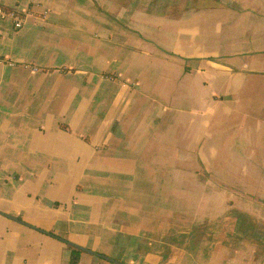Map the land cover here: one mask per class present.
<instances>
[{
	"label": "crops",
	"instance_id": "obj_1",
	"mask_svg": "<svg viewBox=\"0 0 264 264\" xmlns=\"http://www.w3.org/2000/svg\"><path fill=\"white\" fill-rule=\"evenodd\" d=\"M0 7V264H264V0Z\"/></svg>",
	"mask_w": 264,
	"mask_h": 264
},
{
	"label": "built area",
	"instance_id": "obj_2",
	"mask_svg": "<svg viewBox=\"0 0 264 264\" xmlns=\"http://www.w3.org/2000/svg\"><path fill=\"white\" fill-rule=\"evenodd\" d=\"M0 18H8L12 20L14 29H19L22 26V18L15 12L10 10H5L0 7ZM125 85V83L123 84Z\"/></svg>",
	"mask_w": 264,
	"mask_h": 264
},
{
	"label": "trees",
	"instance_id": "obj_3",
	"mask_svg": "<svg viewBox=\"0 0 264 264\" xmlns=\"http://www.w3.org/2000/svg\"><path fill=\"white\" fill-rule=\"evenodd\" d=\"M78 256L76 251H72L70 264H77Z\"/></svg>",
	"mask_w": 264,
	"mask_h": 264
},
{
	"label": "water",
	"instance_id": "obj_4",
	"mask_svg": "<svg viewBox=\"0 0 264 264\" xmlns=\"http://www.w3.org/2000/svg\"><path fill=\"white\" fill-rule=\"evenodd\" d=\"M83 250H84V249H83ZM84 251H86V250H84ZM99 257H101V258H103V259H105V260H107V261H109V262H111V263H114V264H122V263H120V262H118V261H115V260H112V259L106 258V257H104V256H100V255H99Z\"/></svg>",
	"mask_w": 264,
	"mask_h": 264
},
{
	"label": "rangeland",
	"instance_id": "obj_5",
	"mask_svg": "<svg viewBox=\"0 0 264 264\" xmlns=\"http://www.w3.org/2000/svg\"><path fill=\"white\" fill-rule=\"evenodd\" d=\"M246 200H248V203H249V199H248V197H247V199ZM250 209H253V206H248Z\"/></svg>",
	"mask_w": 264,
	"mask_h": 264
}]
</instances>
